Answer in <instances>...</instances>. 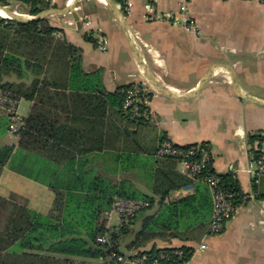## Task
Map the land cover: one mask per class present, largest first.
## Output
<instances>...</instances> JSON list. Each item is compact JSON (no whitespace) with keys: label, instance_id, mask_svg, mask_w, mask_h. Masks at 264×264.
<instances>
[{"label":"crops","instance_id":"0c3cea01","mask_svg":"<svg viewBox=\"0 0 264 264\" xmlns=\"http://www.w3.org/2000/svg\"><path fill=\"white\" fill-rule=\"evenodd\" d=\"M51 1L56 7L50 9H64L72 2ZM126 1V16L118 0H80L75 8L80 24L69 14L47 16L50 24L60 29L59 37L81 48L85 71L102 70L107 91L142 83L153 93L149 100L152 119L147 124L130 125L126 144L122 138L126 121L113 118L117 129L109 140L112 147L77 154L75 160L81 161V171L114 182L130 179L136 190L150 195L151 153L163 139L177 145L208 143L214 170L236 178L244 202L224 232L207 239L209 249L193 252L187 264H264V177L249 172L251 153L264 137V6L256 0H156L150 13V0ZM182 5L195 21L193 27L149 19L154 13L179 11ZM113 8L124 17L135 50ZM98 33L107 37V51L86 38ZM4 81L18 79L9 76ZM25 82L29 84V80ZM157 83L167 93L193 92L192 97H168L159 93ZM27 102L25 119L32 107V102ZM8 145H14L15 152L1 171L0 197L41 214L50 213L55 200L50 184L57 180L61 185L65 176L74 178L77 165L59 164L43 154L18 148V137L10 136L8 117L0 111V147ZM178 170L185 174L180 163ZM156 207L130 226L126 234L130 242L141 230L143 218L159 210ZM199 242L158 238L144 248L195 247ZM125 248L129 250L127 244Z\"/></svg>","mask_w":264,"mask_h":264},{"label":"trees","instance_id":"16d2710c","mask_svg":"<svg viewBox=\"0 0 264 264\" xmlns=\"http://www.w3.org/2000/svg\"><path fill=\"white\" fill-rule=\"evenodd\" d=\"M20 2L32 16L56 7L51 0ZM118 2L126 16V0ZM58 31L47 17L26 23L0 17V88L32 102L18 136V148L78 167L72 172L74 178L65 176L61 185L57 180L50 184L55 200L48 214L0 197V264H70L74 257L120 252L122 241L139 214L121 233H115L112 247L96 241L99 234L107 232L103 213L115 197L144 199L150 202L149 207H159L156 213L143 218L141 230L127 243L129 250H144L158 238L201 241L210 232L213 211L208 186L196 181L194 193L165 202L173 192L195 182L178 170L177 158L159 157L157 150L151 153L154 157L150 195L136 190L130 179L114 182L81 171L76 155L110 149L109 140L118 120L126 121L122 134L125 143L130 125L147 124L151 119H133L125 113L127 93L135 83L107 91L102 70L85 71L81 48L59 37ZM86 38L95 43L92 34ZM9 76H16L18 82L4 81ZM152 94L146 96L151 98ZM14 152V145L0 147V174ZM30 169L33 170L32 165ZM213 172L216 173L212 166L206 173ZM217 174L223 187L234 194V203L241 206L244 195L236 178ZM181 248L190 251L192 247Z\"/></svg>","mask_w":264,"mask_h":264},{"label":"built area","instance_id":"2783aa9c","mask_svg":"<svg viewBox=\"0 0 264 264\" xmlns=\"http://www.w3.org/2000/svg\"><path fill=\"white\" fill-rule=\"evenodd\" d=\"M264 6V0H256ZM156 0H150L148 9L150 13L155 10ZM126 14H129V7L126 1ZM6 18V17H2ZM151 20H163L177 25L182 23L187 26H194L195 21L190 17L188 8L182 5L179 11H169L165 13H154L149 17ZM93 36V35H92ZM95 44L102 51L108 50V40L103 34L98 33L93 36ZM148 88L142 83H135L128 91L124 103V110L127 116L133 119H152V112L149 108L150 98L146 95ZM19 100L10 92L0 88V111L6 113L8 117V132L14 136H19L26 119L18 112ZM159 157H174L184 167V173L195 182L175 191L165 202H170L182 195L192 192L196 187V181L205 183L212 198L213 211L210 223V232L190 251L181 247L166 248H146L144 250L110 251L98 257L71 258L70 264H187L188 256L193 252H205L209 249L207 239L210 236L224 232L227 224L237 216L240 206L233 201L234 194L226 190L217 172L206 173L213 166V154L208 143L200 142L190 145H177L166 139L162 141L157 149ZM252 163L249 172L256 177H264V137L257 141L255 149L251 153ZM259 182V180H256ZM150 206V202L144 199H131L115 197L112 205L103 216L106 221L107 232L99 234L96 241L100 245L112 247L115 233H121L124 227H128L132 220L145 208ZM114 215L116 223L113 224Z\"/></svg>","mask_w":264,"mask_h":264},{"label":"water","instance_id":"95a60500","mask_svg":"<svg viewBox=\"0 0 264 264\" xmlns=\"http://www.w3.org/2000/svg\"><path fill=\"white\" fill-rule=\"evenodd\" d=\"M79 1L80 0H72V2L67 7H65L64 9H48V10L40 12L39 14H37L35 16L16 17V16H14V15H12L10 13V16L6 17L5 19H14V20L26 23V22H30V21H33V20L43 19V18H46L47 16L53 15V14H60V15L69 14V15H71L73 17V19L75 21H77L78 24H80L79 23L80 22V17H79L78 13L75 10V8H76L77 4L79 3ZM5 7L6 6L0 5V9H4ZM113 11H114V13L116 15L117 21L119 22L121 28L123 29V31L125 32V34L127 36L128 41L130 42L131 46L135 50L134 41H133V38H132V36H131V34L129 32V29H128L127 25H126L124 17L122 15H120L119 13H117L118 11L116 12L115 8H113ZM8 12H11V11L8 9ZM206 81H207L206 79L204 81H202L193 92H197L203 86V84ZM157 86L159 87V88H157L159 90V93H162L163 95H166L168 97H171V98H174V99H178V100L189 99V98L192 97V94H193V92L190 93V94H187V95H182V94L177 95V94L167 93L165 90L160 88L161 85L158 84Z\"/></svg>","mask_w":264,"mask_h":264},{"label":"rangeland","instance_id":"374dc122","mask_svg":"<svg viewBox=\"0 0 264 264\" xmlns=\"http://www.w3.org/2000/svg\"><path fill=\"white\" fill-rule=\"evenodd\" d=\"M4 3L6 5H3ZM0 5L8 7V9L10 11L19 12V14L22 15L23 17L32 16L31 14H29V13L26 12V8H25L24 4L22 2H20V0H0ZM0 17H2V16L0 15ZM27 103H28L27 100H25L24 98L23 99L21 98L19 100L18 112L22 116H26L27 115V112H26V105H27ZM10 136L16 137V136H14L12 134H10ZM9 143H11V141H9ZM155 210H157L156 205L142 210L141 213H139L138 216H140V215L141 216L146 215V214L150 213L151 211H155ZM138 218L139 217H137V219ZM184 221H185V219H183V222ZM115 223H116V215H114V219H113V224H115ZM129 242H130L129 241V237L128 236L127 237L125 236L124 239H123V241H122V245H121V250L122 251H126L125 250L126 249L125 248V245L127 243H129Z\"/></svg>","mask_w":264,"mask_h":264},{"label":"bare ground","instance_id":"6f19581e","mask_svg":"<svg viewBox=\"0 0 264 264\" xmlns=\"http://www.w3.org/2000/svg\"><path fill=\"white\" fill-rule=\"evenodd\" d=\"M106 1V0H105ZM10 13L14 16H17V17H23L22 15L19 14V12H16V11H11V12H8V7H5L4 9H0V15L2 17H8L10 16ZM60 18V17H59ZM75 21V20H74ZM150 50V49H149ZM154 55V53H152ZM157 58V56H156ZM160 73V72H159ZM157 75V74H156ZM159 75V74H158ZM160 79V78H159ZM163 82V81H162ZM174 90V88L172 89ZM181 91V90H180ZM183 91V90H182ZM180 93V92H179Z\"/></svg>","mask_w":264,"mask_h":264}]
</instances>
